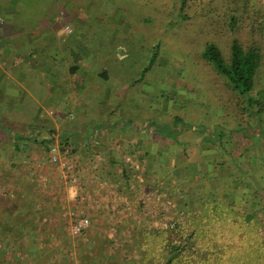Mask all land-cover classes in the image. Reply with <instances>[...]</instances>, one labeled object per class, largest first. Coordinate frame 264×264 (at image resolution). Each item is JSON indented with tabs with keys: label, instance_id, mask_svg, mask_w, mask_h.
<instances>
[{
	"label": "crops",
	"instance_id": "1",
	"mask_svg": "<svg viewBox=\"0 0 264 264\" xmlns=\"http://www.w3.org/2000/svg\"><path fill=\"white\" fill-rule=\"evenodd\" d=\"M39 4L0 0V115L8 118L0 134L14 140L0 144L7 148L0 153V167L8 168L0 169V186L7 190L0 189V254L9 249L24 260H58L71 237L69 223L60 218L80 207L92 222L78 239L79 259L85 260L99 256L119 231L137 223L139 212L129 202L134 176L125 168L131 158L125 151L149 153L145 128L151 116L139 112L132 120L135 105L127 102L126 92L116 96L103 62L61 63L51 56L49 24L40 18ZM63 33L72 34L64 28ZM100 36L114 38L112 32ZM53 146L70 150L66 171L51 163Z\"/></svg>",
	"mask_w": 264,
	"mask_h": 264
},
{
	"label": "rangeland",
	"instance_id": "2",
	"mask_svg": "<svg viewBox=\"0 0 264 264\" xmlns=\"http://www.w3.org/2000/svg\"><path fill=\"white\" fill-rule=\"evenodd\" d=\"M174 3V0H40V4L35 6L40 18L49 24L45 35L51 44V56L54 55L61 63L79 60L87 63L93 60L102 66L103 62V67L116 83V96L121 98L119 95L126 92L127 102L135 105L132 120L139 112L146 118L151 116V124L145 128L152 146L147 148L149 153L145 154L141 149L125 151L131 158L129 166L125 168L130 171V176H134V180L129 181L130 186L134 185L129 202L136 205L137 208L132 207L137 209L136 213L139 212L137 223L125 232L119 231L120 235L114 238L117 241L113 244L103 245L108 249L107 255L117 256L120 264H128L140 254L135 245L132 246L131 235L136 227L144 225L148 230L177 228L186 220L182 201L189 199L190 189L198 188L202 195L204 189L214 188L212 184L203 182L206 178L196 183L193 179L191 183L184 179V173L192 175L198 168H201L202 175L213 170L207 164V160L211 161L212 155L216 154L211 146H205L204 150L195 135L183 131L179 138L186 143L185 158L192 166H189L188 172L178 166L183 156L177 144L171 140L165 142L159 137L156 141L152 128L231 129L236 128L240 117L227 81L213 65L201 58L204 46L210 42L218 43L224 52H229L230 36L226 30L218 27L213 15L207 12L217 2L203 4L208 14L206 17L193 13L196 8H192L189 19L183 23L177 18ZM67 25L72 29V34L65 36L63 28L65 30ZM109 32L114 37L111 42L100 36L104 33L103 38H106ZM105 55H111L110 60L103 61ZM263 88L264 67L257 90ZM7 120V117L0 115L1 125ZM103 122L108 123L107 119ZM262 142L264 147V139ZM165 143H168V151L161 150ZM240 152H245V149L241 147ZM248 167L257 187L261 188L262 181L249 164ZM3 187L0 186V189L6 192ZM234 199L237 201V198ZM120 204L119 208L123 209V203ZM241 204L239 201L238 206ZM74 210L83 216L80 207ZM71 212L68 210L61 216L63 223L69 222ZM164 223L176 225L166 228ZM68 231L71 234L70 229ZM82 236L83 233L79 236L71 234L68 245L64 246L65 250L69 246L67 251L62 249V252H58L57 261L24 260L23 254L16 257L7 249L8 253L0 254V264H81L78 239Z\"/></svg>",
	"mask_w": 264,
	"mask_h": 264
},
{
	"label": "trees",
	"instance_id": "3",
	"mask_svg": "<svg viewBox=\"0 0 264 264\" xmlns=\"http://www.w3.org/2000/svg\"><path fill=\"white\" fill-rule=\"evenodd\" d=\"M174 1L177 18L182 23L189 19L192 8H196L193 13L203 17L213 15L218 27L230 36L228 53L218 43L210 42L204 46L201 58L227 81L240 117L236 128L231 129L152 128L156 141L159 137L177 144L183 156L178 166L188 172L186 143L179 138L183 131L195 135L204 150L205 146H211L216 154L207 164L213 170L202 175L198 168L192 175L184 173V179L196 183L206 178L203 182L214 188H203L202 195L198 188L190 189L192 192L185 190L191 192L189 199L181 200L186 220L177 228L136 227L131 235L132 246L140 254L128 264H264V88L257 90L264 67V0ZM206 2L209 5L217 2L208 14L203 8ZM6 136L0 134V144L5 145L9 139L14 141L11 134ZM167 144L161 150L168 151ZM241 147L245 152H240ZM6 151V147L0 148V153ZM248 164L262 181L261 188L253 180ZM1 168L4 172L8 169L4 165ZM102 250L99 256L82 259L81 264L83 261L120 264L117 256L107 255L106 248Z\"/></svg>",
	"mask_w": 264,
	"mask_h": 264
},
{
	"label": "built area",
	"instance_id": "4",
	"mask_svg": "<svg viewBox=\"0 0 264 264\" xmlns=\"http://www.w3.org/2000/svg\"><path fill=\"white\" fill-rule=\"evenodd\" d=\"M65 32L71 33L72 29L67 26L65 27ZM68 154L70 155V150L62 151L59 146H53L50 153L51 163L58 169L66 171L68 169ZM129 161H131V159H129ZM69 219L68 223L72 236H79L82 233L85 234L92 227L91 219L88 216H82L74 211L69 214ZM163 225L166 228H174L176 223H164Z\"/></svg>",
	"mask_w": 264,
	"mask_h": 264
}]
</instances>
